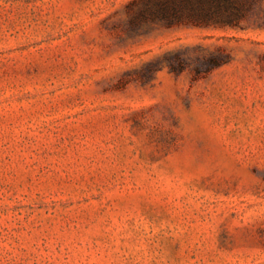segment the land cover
I'll return each instance as SVG.
<instances>
[{"label":"rangeland","instance_id":"374dc122","mask_svg":"<svg viewBox=\"0 0 264 264\" xmlns=\"http://www.w3.org/2000/svg\"><path fill=\"white\" fill-rule=\"evenodd\" d=\"M132 1L0 0V264H264V0Z\"/></svg>","mask_w":264,"mask_h":264},{"label":"trees","instance_id":"16d2710c","mask_svg":"<svg viewBox=\"0 0 264 264\" xmlns=\"http://www.w3.org/2000/svg\"><path fill=\"white\" fill-rule=\"evenodd\" d=\"M261 0H133L128 5L132 29L150 25L167 27H241ZM223 60L212 63L219 66ZM180 71V69H176Z\"/></svg>","mask_w":264,"mask_h":264}]
</instances>
